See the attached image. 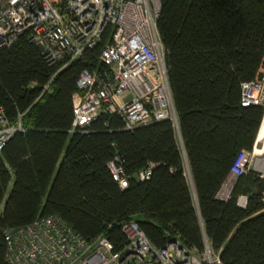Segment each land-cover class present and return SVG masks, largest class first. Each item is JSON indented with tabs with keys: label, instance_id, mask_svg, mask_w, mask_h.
<instances>
[{
	"label": "trees",
	"instance_id": "16d2710c",
	"mask_svg": "<svg viewBox=\"0 0 264 264\" xmlns=\"http://www.w3.org/2000/svg\"><path fill=\"white\" fill-rule=\"evenodd\" d=\"M155 24L176 127L163 119L124 130L101 113L69 133L74 82L82 68L102 67V41L54 64L26 32L0 46V108L10 122L20 114L23 129L0 152V264L2 229L49 214L86 241L104 235L113 250L126 241L121 223L133 220L156 247L177 237L198 253L206 241L220 264H264V176L248 169L227 199L215 197L262 120V105H240L239 83L258 76L264 0H159ZM115 155L123 188L106 167Z\"/></svg>",
	"mask_w": 264,
	"mask_h": 264
},
{
	"label": "built area",
	"instance_id": "2783aa9c",
	"mask_svg": "<svg viewBox=\"0 0 264 264\" xmlns=\"http://www.w3.org/2000/svg\"><path fill=\"white\" fill-rule=\"evenodd\" d=\"M158 10L159 0H0V46L10 45L26 32L42 58L54 64L75 59L102 41L97 55L102 67L82 68L74 82L69 133L84 130L101 113L117 116L124 130L163 119L176 127L164 50L155 24ZM257 73L239 83V103L262 105L263 116L264 48ZM22 130L20 114L10 122L0 108V152ZM253 153L252 146L251 154L244 149L236 154L215 193L217 199L229 197L236 177L249 169L247 157ZM259 160L254 157L251 171H263L264 163L259 168ZM106 167L117 186L125 187L118 156ZM151 167L148 164L139 170L136 179H147ZM244 204L245 197L239 195L236 205ZM120 229L126 241L113 250L102 234L86 241L55 214L37 217L25 225L2 229L3 260L6 264H220L217 252L206 241L197 253L177 237L162 247L152 245L133 220L122 222Z\"/></svg>",
	"mask_w": 264,
	"mask_h": 264
},
{
	"label": "bare ground",
	"instance_id": "6f19581e",
	"mask_svg": "<svg viewBox=\"0 0 264 264\" xmlns=\"http://www.w3.org/2000/svg\"><path fill=\"white\" fill-rule=\"evenodd\" d=\"M257 142H261V143H264V114H263V117H262V120H261V123H260V126L258 128V131L256 133V136H255V143H254V146H253V151L254 153L256 154H260L262 149H258L256 148V143ZM264 163V159H260L259 160V167L262 166ZM261 168V167H260Z\"/></svg>",
	"mask_w": 264,
	"mask_h": 264
},
{
	"label": "rangeland",
	"instance_id": "374dc122",
	"mask_svg": "<svg viewBox=\"0 0 264 264\" xmlns=\"http://www.w3.org/2000/svg\"><path fill=\"white\" fill-rule=\"evenodd\" d=\"M252 146H254L253 144H252ZM256 148H260V149H262V151H261V153L260 154H256V153H253V155L252 156H248L247 157V159H248V162H249V166H248V168L250 169V164H252V162H253V160H254V157L256 156V157H258L259 159H264V143H259V142H257L256 143ZM251 151H252V148H251V150L249 151V154H251ZM254 152V151H253ZM248 154V155H249ZM261 167V166H260ZM259 167V168H260ZM259 174H262L263 176H264V165H263V171L261 172V173H259Z\"/></svg>",
	"mask_w": 264,
	"mask_h": 264
},
{
	"label": "water",
	"instance_id": "95a60500",
	"mask_svg": "<svg viewBox=\"0 0 264 264\" xmlns=\"http://www.w3.org/2000/svg\"><path fill=\"white\" fill-rule=\"evenodd\" d=\"M255 140V139H254Z\"/></svg>",
	"mask_w": 264,
	"mask_h": 264
}]
</instances>
